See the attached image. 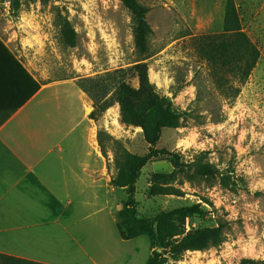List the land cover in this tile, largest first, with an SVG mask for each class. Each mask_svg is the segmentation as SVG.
Returning <instances> with one entry per match:
<instances>
[{
    "label": "rangeland",
    "instance_id": "rangeland-1",
    "mask_svg": "<svg viewBox=\"0 0 264 264\" xmlns=\"http://www.w3.org/2000/svg\"><path fill=\"white\" fill-rule=\"evenodd\" d=\"M7 1L0 0V39L41 83L60 81L83 90L89 101L87 115L98 104L80 85L82 80L139 60L148 63L150 80L158 90L189 111L183 126L163 128L155 143L145 139L141 127L121 122L118 103L92 117L96 134L104 129L131 152L151 155L136 181L137 216H159L167 242L227 221L220 245L186 250L166 264H240L244 257L264 264V0H234L242 30L260 49L255 68L234 98L216 87L209 64L194 43L200 35L223 32L226 0H139L149 7L152 28L146 54L136 48L132 15L121 0ZM126 81L139 84L133 75ZM106 148L115 173L112 142ZM170 153H178L186 163L189 176L173 182L184 194H150L153 175L174 168ZM198 163L211 164L216 173L198 174ZM219 171L231 174L234 182L224 186ZM111 189L110 205L101 188L100 209L71 225V233L89 253L78 250L76 256L83 257L70 264L147 263L154 250L149 236L120 235L117 222L127 192L124 187ZM182 207L195 212L185 215ZM174 232L181 233L172 236ZM38 237L49 246V233Z\"/></svg>",
    "mask_w": 264,
    "mask_h": 264
},
{
    "label": "crops",
    "instance_id": "crops-1",
    "mask_svg": "<svg viewBox=\"0 0 264 264\" xmlns=\"http://www.w3.org/2000/svg\"><path fill=\"white\" fill-rule=\"evenodd\" d=\"M31 88L13 60L0 58V252L70 264L83 257L78 250L87 251L71 225L100 209L101 188L109 203L117 186L110 183V164L86 114L85 92L57 81L41 83L29 97ZM44 233L51 235L49 246L39 240Z\"/></svg>",
    "mask_w": 264,
    "mask_h": 264
},
{
    "label": "trees",
    "instance_id": "trees-1",
    "mask_svg": "<svg viewBox=\"0 0 264 264\" xmlns=\"http://www.w3.org/2000/svg\"><path fill=\"white\" fill-rule=\"evenodd\" d=\"M129 9L133 20V36L136 48L142 54L149 52L148 37L152 32L147 20L149 7L139 0H121ZM196 51L204 58L210 67V76L216 87L227 97L234 98L240 92V85L245 83L255 68L260 49L249 35L242 30L239 14L234 0H226L224 30L219 34H203L194 38ZM3 49L0 58L13 60L18 67L27 74L31 81L32 90L29 97L41 87L39 80L34 81L26 69L11 53L7 45L0 39ZM136 76L139 84L132 86L126 81L127 76ZM235 80L238 82L236 85ZM33 84L35 88L33 89ZM80 85L94 99L98 108L90 113L97 117L114 103L119 104L120 120L126 125L141 127L145 139L150 143L158 141L163 128H176L184 125L189 111L177 107L172 97L161 93L155 83L150 80L148 63L139 60L127 68L117 69L93 78L82 80ZM27 97V98H29ZM98 141L101 150L107 156V143L112 142L114 150L115 173H111L110 183L124 187L127 192L125 209L118 218L120 235L129 239L138 235L149 236L154 248L146 264H166L168 259H180L186 250L204 249L218 246L224 241L227 221H220L216 227L201 228L191 231L173 243L167 242L165 225L160 217L141 218L137 216L136 181L141 169L151 158L150 154L140 155L131 152L121 140L111 136L106 130H99ZM172 155L173 170L169 173H155L152 177L150 194L183 195L181 187L173 184L181 175H188L184 170V163L178 153ZM110 169V165H108ZM198 174L207 176L216 173L213 166L198 163ZM220 182L224 186L233 183L231 174L219 171ZM182 181H180L181 183ZM208 200V199H207ZM180 211L185 215L195 212L192 207H182ZM181 232H174L175 236ZM157 248H163L158 251ZM168 254V255H167ZM255 259L244 257L240 264H254ZM0 264H46L40 261L16 257L0 252Z\"/></svg>",
    "mask_w": 264,
    "mask_h": 264
},
{
    "label": "built area",
    "instance_id": "built-area-1",
    "mask_svg": "<svg viewBox=\"0 0 264 264\" xmlns=\"http://www.w3.org/2000/svg\"><path fill=\"white\" fill-rule=\"evenodd\" d=\"M7 3H9V0L7 1Z\"/></svg>",
    "mask_w": 264,
    "mask_h": 264
},
{
    "label": "bare ground",
    "instance_id": "bare-ground-1",
    "mask_svg": "<svg viewBox=\"0 0 264 264\" xmlns=\"http://www.w3.org/2000/svg\"><path fill=\"white\" fill-rule=\"evenodd\" d=\"M89 110H91L90 108H89ZM140 128V127H139Z\"/></svg>",
    "mask_w": 264,
    "mask_h": 264
}]
</instances>
